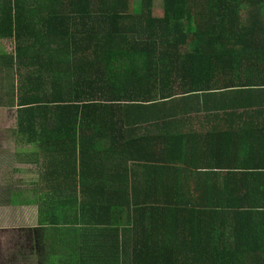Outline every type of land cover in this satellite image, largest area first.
Returning <instances> with one entry per match:
<instances>
[{
	"label": "trees",
	"instance_id": "trees-1",
	"mask_svg": "<svg viewBox=\"0 0 264 264\" xmlns=\"http://www.w3.org/2000/svg\"><path fill=\"white\" fill-rule=\"evenodd\" d=\"M156 1L0 0L47 220L79 264H264V0Z\"/></svg>",
	"mask_w": 264,
	"mask_h": 264
},
{
	"label": "crops",
	"instance_id": "crops-1",
	"mask_svg": "<svg viewBox=\"0 0 264 264\" xmlns=\"http://www.w3.org/2000/svg\"><path fill=\"white\" fill-rule=\"evenodd\" d=\"M160 14L162 12L155 13ZM5 127H11V121L0 119V128ZM13 127L18 137L9 135L11 130L0 133V144H5L4 136L7 135L12 145L0 148V195L8 192H26L29 195L24 197L27 204H18L15 199L8 198L0 201V264H46L47 250L48 258L50 256L54 264H79L78 256L63 248L65 244L57 245L62 240L61 234L48 233L52 226L43 204L44 200L54 197L53 194L68 191L69 186H65L57 166L43 155L41 149L44 146L40 144L45 139L34 141L21 135L16 120ZM258 135L259 130L253 131V137ZM43 205L44 216L41 215ZM64 223L61 220L59 225ZM78 238L79 235L74 241ZM67 257L73 260L68 262Z\"/></svg>",
	"mask_w": 264,
	"mask_h": 264
},
{
	"label": "rangeland",
	"instance_id": "rangeland-1",
	"mask_svg": "<svg viewBox=\"0 0 264 264\" xmlns=\"http://www.w3.org/2000/svg\"><path fill=\"white\" fill-rule=\"evenodd\" d=\"M154 6H155V9H154L155 13L163 12V1L162 0L156 1L154 3ZM0 49L8 52L10 50V43H5L4 41L0 40ZM5 76L6 77H4V78L6 80H5V86L3 88L6 90L7 95L1 96V94H0V101L2 99L5 102V104L2 105V107H0V119H5L8 121H11V127L0 128V133L5 132L6 130L7 131L11 130L9 132V135H12L14 137L15 136L18 137L16 129H15V127H13V125L15 123V118H16V116H15L16 111H15L14 107L10 106V104L12 103L13 95H14L13 90L15 89V82H14L15 76H14L13 69L6 68ZM0 106H1V104H0ZM4 143H5L4 145L0 144V148H2L5 145L12 147L10 140L7 139V135L4 136ZM8 194H1L0 195V201H3L2 199L8 198V200L15 199L18 204H27L24 197L28 196L29 195L28 193H26V192H15V193L8 192ZM16 212H18V211H16ZM48 233H58V236H59V234H61L59 237L62 240L57 242V245H59V246H60V244H62V245L66 244L67 245L68 242H69V246L72 245V242L75 240V237L78 236V234H75V233H72V236H69L68 233L63 232V230H61L59 232L58 231L53 232V229H49ZM48 255H49V251L47 250V256H46V261H45L46 264H54V262L51 260V257L49 256V258H48ZM57 260H58V257H57ZM51 261H52V263H51ZM67 261L68 262L70 261L69 257L67 258Z\"/></svg>",
	"mask_w": 264,
	"mask_h": 264
}]
</instances>
